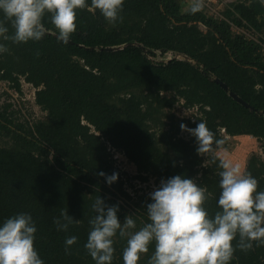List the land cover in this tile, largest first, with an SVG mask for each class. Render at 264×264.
<instances>
[{"label": "trees", "instance_id": "obj_1", "mask_svg": "<svg viewBox=\"0 0 264 264\" xmlns=\"http://www.w3.org/2000/svg\"><path fill=\"white\" fill-rule=\"evenodd\" d=\"M231 22L261 31L264 5L238 1L226 9L225 18H217L203 8L195 14L183 10L179 0H124L115 23L99 10L77 9V27L67 44L57 40L47 15V32L40 41H0L8 49L0 54L1 78L20 90L25 76L38 88L34 101L48 113L46 119L27 124L14 117L11 102L0 103V139H11L9 145L0 144V221L30 213L37 226L35 247L45 264H95L84 243L98 196L108 205L119 204L121 221L129 214L124 200L133 196L123 180L108 185L98 175L117 172L109 145L136 163V177L143 181L150 175L194 179L205 188L209 214L218 210L216 147L205 165L194 137L178 136L180 125L175 131L166 129L160 116L165 107L179 100L188 108L199 107L200 116L182 123L193 128L205 121L215 138L224 141L219 147L225 145V128L230 135L258 138L264 151V47L235 34ZM5 24L10 35L14 29L10 21ZM169 53L188 59L159 58ZM216 78L254 109L235 100ZM245 172L258 180L257 190H264L263 160L251 157ZM139 197L132 214L138 228L147 222L151 202L149 194ZM62 210L76 219L67 231L57 230L54 223ZM71 235L78 240L65 253L64 240ZM125 246L117 235L112 264H124ZM153 250L150 246L141 254L138 264H147ZM230 264H264V245L237 248Z\"/></svg>", "mask_w": 264, "mask_h": 264}, {"label": "clouds", "instance_id": "obj_2", "mask_svg": "<svg viewBox=\"0 0 264 264\" xmlns=\"http://www.w3.org/2000/svg\"><path fill=\"white\" fill-rule=\"evenodd\" d=\"M259 2L264 5V0ZM123 4L124 0H90V4L87 0H0V41H40L47 32L43 23L47 15L57 40L67 44L77 27V9L99 10L106 21L115 23ZM202 7L203 0H190L187 11L195 14ZM5 21H10L14 29L10 35ZM6 51L7 46L0 42V54ZM180 128L195 138L198 154L224 143L215 138L203 120L193 128L181 123ZM217 159L220 192L214 214L204 206L205 188L180 174L162 179L149 193L147 222L139 228L133 215L121 221L119 204L108 205L98 196L91 205L94 215L89 219L90 230L84 243L95 264H112L117 235L126 240L124 264H138L150 246L154 250L147 264H230L237 248L248 251L254 242L256 246L264 245V190H257L258 180L243 171L240 164L224 156ZM98 175L108 185L119 178L118 172L100 171ZM74 222L76 219L68 211L62 210L54 218L57 230L67 231ZM36 233L30 213L20 212L0 221V264H45L35 247ZM77 240L75 235L65 238V253H70Z\"/></svg>", "mask_w": 264, "mask_h": 264}, {"label": "rangeland", "instance_id": "obj_3", "mask_svg": "<svg viewBox=\"0 0 264 264\" xmlns=\"http://www.w3.org/2000/svg\"><path fill=\"white\" fill-rule=\"evenodd\" d=\"M179 1L183 5V10H187L190 0ZM238 1L249 2L250 0H208L210 6H207V8L203 2V9L209 15L217 18H225L226 9L232 7V5ZM243 29L244 31H238L234 28L233 32L235 34H242L246 37L249 35L256 36V34L250 32V28L247 26ZM257 32L264 35V29ZM169 57L188 59V57L183 54L175 53H169L166 57L159 58L165 59ZM23 78H25V76L20 77L22 82L25 81ZM22 82L21 89L18 90L12 86V82L2 79L0 76V103L3 104L4 102H11L10 110H14V117L18 118V120L22 122H26L27 124H32L39 119H46L48 114L47 110L34 101V98L31 95V90L24 86V83ZM182 102L183 101L179 100L171 107H165L161 111L160 116L166 123V129H172L175 131L184 119H192V121H194L197 116L201 115L199 107L188 108L184 106ZM149 123L150 127L154 128V130H157L159 133V127L151 122ZM178 136L184 137L185 139L191 138L190 133L182 130H180ZM222 136L225 139V145L218 148L216 147L213 150L215 155L224 156L232 162L240 164L243 171H246L247 164L253 156H256L259 160L264 161V151L261 147V141L258 138L251 135H230L227 131L225 134H222ZM10 140L11 139L9 137H2L0 139V144L9 145L11 144ZM108 149L110 150L113 164L117 169V172L120 174L119 177L123 180V187L133 196L130 200H124V204L130 215L135 214V210L138 208L135 202L141 199L139 196L152 192L159 186L161 179H157L155 176L150 175L147 181L141 180L136 177L139 174V169L136 163L131 161L122 150L112 147L111 145L108 146ZM201 155L203 157V163L205 165L209 164V152Z\"/></svg>", "mask_w": 264, "mask_h": 264}, {"label": "built area", "instance_id": "obj_4", "mask_svg": "<svg viewBox=\"0 0 264 264\" xmlns=\"http://www.w3.org/2000/svg\"><path fill=\"white\" fill-rule=\"evenodd\" d=\"M203 2H204V5L207 7V6H210V4L208 3V0H207V2H206V0H203ZM202 8H204V7H202ZM208 8V7H207ZM231 24L233 25V29L234 28H236L238 31H244V27L245 26H238V25H235V24H233L232 22H231ZM248 28H250V32H252L253 34H256V36H252V35H249L247 38L248 39H250V40H255V41H257L258 43H261L262 45H263V47H264V42H263V40H264V35H261V34H259V32H257V30L254 28V27H252V26H247ZM24 79V78H23ZM25 80V79H24ZM22 82V81H21ZM22 83H24V86H26V87H28L30 90H31V95H32V97L33 98H35V93H36V90L38 89L33 83H31V82H28V81H24V82H22ZM225 132H226V129L225 128H221V133L222 134H225Z\"/></svg>", "mask_w": 264, "mask_h": 264}, {"label": "water", "instance_id": "obj_5", "mask_svg": "<svg viewBox=\"0 0 264 264\" xmlns=\"http://www.w3.org/2000/svg\"><path fill=\"white\" fill-rule=\"evenodd\" d=\"M115 47H110V48H108V49H114ZM217 82H219L221 85H222V87H224V89L226 90V91H228L229 92V94L235 99V100H237L238 102H240V103H242L243 105H245L246 107H248V108H250V109H254V107L251 105V104H249L247 101H245L242 97H240L237 93H235L234 91H232V90H230L229 89V86L225 83V82H223L222 80H220L219 78H216L215 79Z\"/></svg>", "mask_w": 264, "mask_h": 264}, {"label": "crops", "instance_id": "obj_6", "mask_svg": "<svg viewBox=\"0 0 264 264\" xmlns=\"http://www.w3.org/2000/svg\"><path fill=\"white\" fill-rule=\"evenodd\" d=\"M245 136H248V135H245Z\"/></svg>", "mask_w": 264, "mask_h": 264}]
</instances>
